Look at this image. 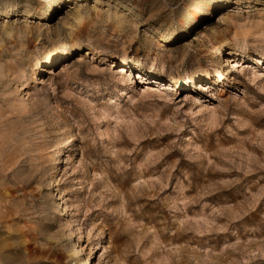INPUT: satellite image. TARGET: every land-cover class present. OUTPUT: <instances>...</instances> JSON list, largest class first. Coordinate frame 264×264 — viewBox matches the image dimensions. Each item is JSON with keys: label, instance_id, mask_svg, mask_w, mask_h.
<instances>
[{"label": "rangeland", "instance_id": "1", "mask_svg": "<svg viewBox=\"0 0 264 264\" xmlns=\"http://www.w3.org/2000/svg\"><path fill=\"white\" fill-rule=\"evenodd\" d=\"M83 263L264 264V0H0V264Z\"/></svg>", "mask_w": 264, "mask_h": 264}, {"label": "bare ground", "instance_id": "2", "mask_svg": "<svg viewBox=\"0 0 264 264\" xmlns=\"http://www.w3.org/2000/svg\"><path fill=\"white\" fill-rule=\"evenodd\" d=\"M81 15H80V13H76V18L78 19V20H80L81 18ZM83 17V16H82ZM80 18V19H79ZM218 48V47H217ZM222 49V48H221ZM226 49H227V47H226ZM219 50V49H218ZM224 50V49H223ZM215 52H218V51H215ZM67 55V48L66 47H62L61 49H59V50H55V51H53L51 54H49L48 56H46L45 58H44V63L45 64H51V63H53V62H58L59 60H61L62 59V57L63 56H66ZM115 61V60H114ZM121 64H126V62L125 61H123V60H121V62H120ZM137 67V66H136ZM238 67V66H237ZM121 71V70H120ZM125 73V72H124ZM218 76L219 77H221L219 74H218ZM61 197V196H60ZM61 206V205H60ZM64 206V205H63ZM62 208V207H61ZM63 209V208H62ZM64 210V209H63ZM57 212V211H56ZM58 214L60 213V212H57ZM79 250V249H78ZM74 255H78L79 254V251H74V253H73ZM82 254V253H81ZM80 254V255H81ZM77 257V256H76ZM79 258V257H78ZM82 258V257H81ZM81 260V259H80ZM79 260V261H80ZM88 262V261H87ZM83 264H85V263H83Z\"/></svg>", "mask_w": 264, "mask_h": 264}]
</instances>
